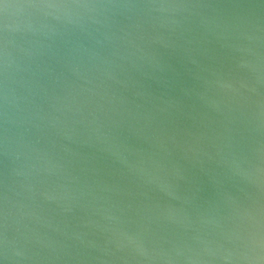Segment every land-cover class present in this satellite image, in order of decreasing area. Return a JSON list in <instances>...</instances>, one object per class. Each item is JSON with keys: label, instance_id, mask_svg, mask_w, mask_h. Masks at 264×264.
Returning <instances> with one entry per match:
<instances>
[{"label": "water", "instance_id": "obj_1", "mask_svg": "<svg viewBox=\"0 0 264 264\" xmlns=\"http://www.w3.org/2000/svg\"><path fill=\"white\" fill-rule=\"evenodd\" d=\"M0 264H264V0H0Z\"/></svg>", "mask_w": 264, "mask_h": 264}]
</instances>
